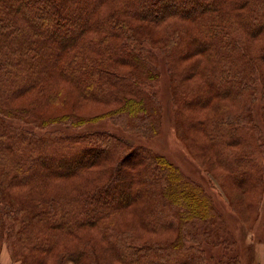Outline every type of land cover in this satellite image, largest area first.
<instances>
[{"label":"trees","instance_id":"1","mask_svg":"<svg viewBox=\"0 0 264 264\" xmlns=\"http://www.w3.org/2000/svg\"><path fill=\"white\" fill-rule=\"evenodd\" d=\"M228 4L248 5L247 12L237 14L239 24L230 19ZM254 36L264 39V0H0V234L5 217L24 216L17 239L21 264H43L56 239L76 236L79 241V231L89 228L101 238L82 237L74 250L67 249L71 261L100 264L90 250L104 243L120 264H210L204 245L229 249L231 238L210 197L163 156L107 131L37 134L8 119L25 114L24 121L46 125L72 117L39 121L36 112L25 108L18 113L9 104L32 91L51 92L62 81L85 99L122 100L119 113L129 116V124L153 133L159 105L143 85L158 75L153 67L158 58L143 40L157 41L169 48L165 58L178 79L179 117L185 124H202L212 147L244 186L260 179L257 126L224 106H218L216 119L201 121L182 106L198 99L202 106L212 97L250 96L256 80L264 81V48L252 55L246 41ZM197 53L209 63H221H207L199 73V57L178 69L179 62ZM119 65L128 71H117ZM191 73L204 86H186ZM241 142L253 153L237 156L228 150ZM50 158L68 164L53 166ZM108 161L115 162L105 173L88 172L93 163ZM100 177L103 181L94 183ZM127 213L130 228H117L116 220ZM136 227L175 233L151 240L135 233ZM87 253L91 258L82 262ZM220 255L215 264L240 262Z\"/></svg>","mask_w":264,"mask_h":264},{"label":"rangeland","instance_id":"2","mask_svg":"<svg viewBox=\"0 0 264 264\" xmlns=\"http://www.w3.org/2000/svg\"><path fill=\"white\" fill-rule=\"evenodd\" d=\"M204 4L206 5L207 3ZM226 9L230 19H235L236 24H239V16L237 14L239 12H247L248 5L233 8L228 4ZM168 22H171V19H168L165 23ZM227 22L228 24L232 23L229 20ZM231 29L234 35H237L234 28ZM143 41L145 45L151 47V51L158 58L153 63L158 75L153 81L146 82L143 85L144 90L152 94L159 105L157 109V128L153 133L145 132V130L129 124V116L123 111L119 113L124 105L122 100L99 101L85 99L71 86L60 83L62 81H59L51 92L43 91L42 94L36 95L32 91L30 92L31 94L26 93V95L18 96L16 100L10 102L9 107L17 110L18 113H24L25 111L22 109L25 108L32 110L36 112L34 116L36 115L35 117H38L39 121H41V118H54V121H59L56 119L69 116L72 117L71 119L65 122L60 120L63 122L41 125L40 123L26 122L24 120L27 115L17 114L21 117L8 119V122L14 126L30 129L37 134L51 133L53 131H60L65 134L107 131L122 137L134 147L138 146L163 156L167 161L177 166L185 177L202 187L203 191L210 197L213 207L219 213L220 218L222 221L224 220L227 230L225 232L231 238L232 244L228 247L229 249L204 245L203 247L208 254H206V257L210 260V264H215L214 260L221 257L220 254L225 255L227 258H238L239 264H264V81L258 78L255 82V89L248 97H212L208 103L202 106L201 101H199L201 99L189 101L190 106L187 108L182 106L185 113L195 117L197 121H201L204 118L216 119L219 115L218 106H224L226 112L237 114L245 122H250L257 126L259 137H257L256 146L259 147V151L256 156L259 166L255 171L260 179L258 181L250 180L249 183L242 186L233 177V174L227 168L226 162L219 157L217 150L212 147L202 124H185L182 118L179 117L175 101V89H177L178 79L173 71L169 69L165 58L169 48L166 45L157 43V41L154 43L148 40ZM246 41L250 42L252 55H257L258 50L264 48V39L260 36L251 37ZM199 57L200 60L198 61ZM204 58L202 53L200 55L199 53L193 54L190 58L186 57V60L179 62L177 67L178 69H183L188 64L198 61L197 70L200 73L202 66L209 63ZM220 63L212 62L209 64L217 66ZM261 67L264 71L263 63ZM116 70L125 73L128 68L126 65H119ZM184 83L189 87L204 86V82L201 83V80H197V77L192 73L187 76ZM49 96L51 97L50 99L48 98ZM45 101L47 102L44 103ZM67 123H73L75 126ZM247 146L243 142L235 143L229 146L228 150L237 156H242L248 150L253 153L252 147L249 148ZM49 162L53 166L68 164L60 160L55 162L53 158H50ZM114 162L108 161L106 164L93 163L92 168H89L88 172H92L90 175L105 173L106 169L114 165ZM125 163L127 161L121 167ZM74 165L75 162H71L70 166L73 167ZM243 175H245V172ZM102 179L103 177L97 178L94 183L99 184L103 181ZM14 204L16 205L15 202ZM23 217L20 215L14 218H4L3 233L0 234V264L22 263L18 254L17 239L19 235L18 227ZM131 219L132 216L129 213L123 215L116 220L117 228L120 229L123 226L124 229L130 228ZM12 226H14V229H11ZM134 232L141 234V238L145 237L151 240H165L168 237H172L175 233L174 230L149 233L139 227H136ZM79 233V241L75 238L76 236H65L56 239L53 247L44 255L43 264H58L59 261L64 264H81L79 263V258L77 262L71 261L73 257L67 253V249L74 250L75 246L81 243V238L84 236L92 240L101 237L93 228L80 230ZM187 241V244L191 242ZM104 248L105 243L101 247L91 246L90 253L97 252L100 264H120ZM87 254V258H81L82 262H88V257L91 258L89 253Z\"/></svg>","mask_w":264,"mask_h":264}]
</instances>
